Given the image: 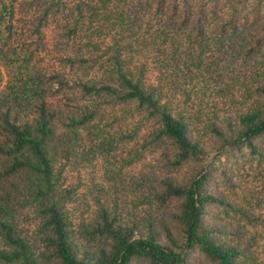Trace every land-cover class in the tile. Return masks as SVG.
<instances>
[{
  "label": "trees",
  "instance_id": "obj_1",
  "mask_svg": "<svg viewBox=\"0 0 264 264\" xmlns=\"http://www.w3.org/2000/svg\"><path fill=\"white\" fill-rule=\"evenodd\" d=\"M31 1L42 10L25 21V33L16 27L18 1L0 0V264H191L193 251L210 264H246L239 259L243 251L222 237L211 207L233 209L249 223L251 214L208 188L204 161L223 148L257 155V141L264 136V110L212 119L184 90H165L169 79L164 74V86H154L145 80L142 67L132 66L138 40L142 49L169 45L173 53L183 42L195 40L193 46L200 52L209 32L226 37L233 50L248 35L239 50L249 56L256 53L264 46V33L240 30L238 5L243 0H98L95 5L84 0ZM23 7L30 10L28 4ZM51 16L57 26L58 55L46 64L50 50L45 29ZM131 26L136 31L144 28L146 36H135ZM105 36H111L107 46ZM222 41L216 39L214 45ZM257 91L264 93V87ZM169 94L201 128L172 108ZM121 103L134 104L142 119L154 124L146 142L158 149L159 144L167 147L161 149L167 165L194 166L187 177L161 176L153 188L152 199L159 207L175 202L173 226L156 224L152 215L124 225L101 207L93 223L82 226L83 235L99 244L82 249L69 228L64 202L70 192L60 188L57 143L67 146L63 158L70 156L78 146L79 130L94 122L101 106ZM59 127L65 130L61 136ZM16 178L23 179L22 187ZM27 205L38 220L39 252L16 222L17 208Z\"/></svg>",
  "mask_w": 264,
  "mask_h": 264
},
{
  "label": "rangeland",
  "instance_id": "obj_2",
  "mask_svg": "<svg viewBox=\"0 0 264 264\" xmlns=\"http://www.w3.org/2000/svg\"><path fill=\"white\" fill-rule=\"evenodd\" d=\"M17 1L21 6L16 12V18L20 19L16 27L26 33L25 21L39 16L42 7L31 0ZM84 1L95 5L98 0ZM27 4L30 10L23 7ZM238 6L240 30L263 34L264 0H243ZM148 22L143 27H147ZM129 29L137 37L146 36L144 28L136 31L131 26ZM56 33V22L51 16L45 29V41L50 50L46 64L51 63L49 58L58 55ZM216 36L207 33L204 38L207 46L200 52L193 46L196 45L195 40L183 42L177 53H173L169 45L157 50L156 46L149 44L142 49L143 44L138 40L140 48L137 47L133 53L132 66L142 67L145 80L154 86H164L166 80L161 75L164 74L169 79L165 90L169 87H175L173 92L176 88L184 90L194 104L201 102L203 112L212 119L214 116L225 119L251 109L264 110V93L257 91L264 87V46L249 56L246 51L239 50L249 39L248 35L241 37L243 42H238L235 50L231 47L233 45L227 46L226 37ZM105 37H102L103 43L107 46L111 43V36ZM216 39L223 41L214 45ZM148 40L151 43L152 40ZM155 43L159 44L160 38ZM199 62L200 67H196ZM169 97L174 101L172 108L175 111H181L185 117L191 118L195 128H201L192 114H186L185 106L170 94ZM176 97L182 99V95ZM192 107L196 109L193 104ZM153 126L152 122L142 119L134 104H111L101 106L94 122L87 129L79 130L78 146L70 156L63 158L67 146L58 141L56 158L60 188L70 192L64 202L65 209L72 238L80 248L94 249L98 246V240L93 242L83 235L82 226L93 223L101 207L124 225L141 223L143 217L152 215L156 224L163 222L173 226L170 214L175 211V202L159 207L152 199L153 188L161 176H189L190 167L194 164L190 162L176 169L167 165L161 152L167 147L159 144L158 149L157 144L146 142ZM64 131L59 127L58 135H63ZM204 139L206 143L210 142L208 136ZM257 146V155H251L247 149L223 148L212 152L204 161L203 173L209 174L208 188L226 197L234 207H243L251 214L249 223L241 220L233 209L211 207L213 221L222 228V237L243 251L239 259L246 264H264V136L257 141ZM22 180L15 179L18 187H22ZM17 209L16 222L20 231L31 241L34 250L41 251L34 208L27 205ZM189 262L210 264L197 251L191 253ZM131 264L141 263L134 261Z\"/></svg>",
  "mask_w": 264,
  "mask_h": 264
}]
</instances>
